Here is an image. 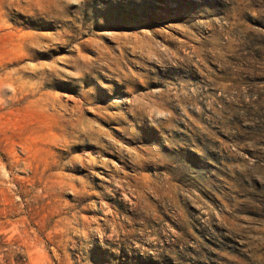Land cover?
<instances>
[{
    "label": "rangeland",
    "instance_id": "rangeland-1",
    "mask_svg": "<svg viewBox=\"0 0 264 264\" xmlns=\"http://www.w3.org/2000/svg\"><path fill=\"white\" fill-rule=\"evenodd\" d=\"M0 264H264V0H0Z\"/></svg>",
    "mask_w": 264,
    "mask_h": 264
}]
</instances>
